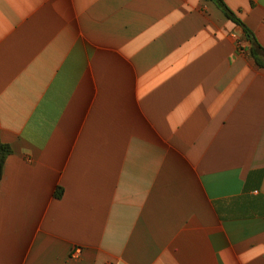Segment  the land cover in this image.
<instances>
[{"label":"crops","instance_id":"obj_1","mask_svg":"<svg viewBox=\"0 0 264 264\" xmlns=\"http://www.w3.org/2000/svg\"><path fill=\"white\" fill-rule=\"evenodd\" d=\"M252 46L212 0H0V264H264Z\"/></svg>","mask_w":264,"mask_h":264},{"label":"trees","instance_id":"obj_2","mask_svg":"<svg viewBox=\"0 0 264 264\" xmlns=\"http://www.w3.org/2000/svg\"><path fill=\"white\" fill-rule=\"evenodd\" d=\"M217 4V6L227 15V17L232 20L234 23L240 25L244 29V33L247 37V39L253 44L251 52L252 56L258 63L260 67H264V63L262 61H259V58L257 54L260 55L264 54V48L259 45L257 40L254 37V34L251 30H249L244 23L241 21V19L238 18V16L225 4L224 0H212ZM12 153V148L9 144L1 143L0 142V162L1 165L4 164L7 156H9ZM1 179V175H0ZM62 195V190L59 188L56 192V196L59 197Z\"/></svg>","mask_w":264,"mask_h":264},{"label":"built area","instance_id":"obj_3","mask_svg":"<svg viewBox=\"0 0 264 264\" xmlns=\"http://www.w3.org/2000/svg\"><path fill=\"white\" fill-rule=\"evenodd\" d=\"M82 253V249L80 247H77L74 249L73 253H72V257H79V255Z\"/></svg>","mask_w":264,"mask_h":264},{"label":"water","instance_id":"obj_4","mask_svg":"<svg viewBox=\"0 0 264 264\" xmlns=\"http://www.w3.org/2000/svg\"><path fill=\"white\" fill-rule=\"evenodd\" d=\"M0 173H1V164H0Z\"/></svg>","mask_w":264,"mask_h":264}]
</instances>
